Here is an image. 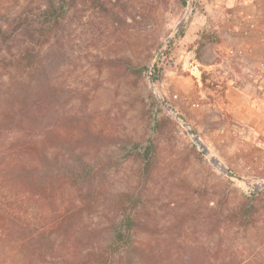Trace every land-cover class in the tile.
I'll return each mask as SVG.
<instances>
[{"label":"rangeland","instance_id":"374dc122","mask_svg":"<svg viewBox=\"0 0 264 264\" xmlns=\"http://www.w3.org/2000/svg\"><path fill=\"white\" fill-rule=\"evenodd\" d=\"M258 3L264 12V0ZM230 5L0 0L3 26L21 16L43 40L34 49L37 73L26 61L23 68L15 62L3 68L0 59L3 79L45 77L40 83L48 80L54 94L55 130L91 167L90 197L87 185L69 188L71 203L85 207L66 242L75 262L86 259L85 247L99 250L111 215L127 208L138 213L135 227L146 225L131 240L149 244L155 264H264V135L248 138L225 110H216L214 94L223 88L216 87L214 67L190 58L181 42L195 17L206 21L200 32L206 44L220 40ZM13 35L0 43L5 62L20 57L25 39ZM149 66H157V82L147 78ZM146 145L152 154L147 173L138 155ZM222 165L248 184L228 177ZM242 208L250 210L246 225L234 218ZM85 227L100 233L89 235ZM30 257L0 240V264H29Z\"/></svg>","mask_w":264,"mask_h":264},{"label":"trees","instance_id":"16d2710c","mask_svg":"<svg viewBox=\"0 0 264 264\" xmlns=\"http://www.w3.org/2000/svg\"><path fill=\"white\" fill-rule=\"evenodd\" d=\"M180 2L185 5L186 0ZM24 23L26 19L21 16L12 18L6 26L0 23V43L13 34L25 39L18 49L20 57L5 62L2 55L1 67L15 62L23 68L26 61L30 71L37 73L34 49L43 40L38 39L31 24ZM2 75L0 71V87L6 88L0 93V240L15 243L18 253L31 256L29 264L33 258L35 264H155L149 244H133V232L143 231L146 225L135 227L138 213L127 208L111 215L109 233L103 245L98 242V251L85 247L86 259L78 262L67 256V239L76 233L73 225L82 219L85 208L71 203L69 188L87 185L90 197L91 167L80 153L69 152L67 140L55 130L56 104L48 80L40 83L43 78L37 77L34 83L30 76L8 75L3 79ZM158 79L155 66L150 80ZM150 149L146 145L138 153L146 173L152 164ZM249 211L242 208L234 218L246 225L252 222L246 219ZM81 231L100 233L99 229L87 227ZM120 241L122 247L118 245ZM114 256L117 259H112Z\"/></svg>","mask_w":264,"mask_h":264},{"label":"crops","instance_id":"0c3cea01","mask_svg":"<svg viewBox=\"0 0 264 264\" xmlns=\"http://www.w3.org/2000/svg\"><path fill=\"white\" fill-rule=\"evenodd\" d=\"M223 18V36L206 44L200 37L206 21L195 17L181 38L182 48L200 65L214 67L216 87L223 88L214 94L216 110H225L248 138H258L264 135V12L258 0H231Z\"/></svg>","mask_w":264,"mask_h":264},{"label":"water","instance_id":"95a60500","mask_svg":"<svg viewBox=\"0 0 264 264\" xmlns=\"http://www.w3.org/2000/svg\"><path fill=\"white\" fill-rule=\"evenodd\" d=\"M166 42H167V40L164 41V42L159 46V48H158V50H157V53H156V55H155V57H154V60H153L152 65H154V64L158 61V59H159V57H160V55H161V53H162V51H163V49H164V47H165V45H166ZM152 65H151V66H152ZM151 66H149V67L147 68V78L149 79V81H150V71H151ZM162 104H165V102H164L163 100H162ZM216 161H217V160H216ZM222 170L225 172V174H226L228 177L233 178V179H236V180H238V181H242V182L248 184V183H247V182H246V181H245L240 175H238V174H236V173L230 171L229 169L225 168L223 165H222ZM263 186H264V183H263Z\"/></svg>","mask_w":264,"mask_h":264}]
</instances>
